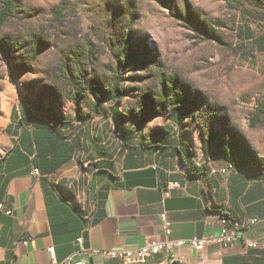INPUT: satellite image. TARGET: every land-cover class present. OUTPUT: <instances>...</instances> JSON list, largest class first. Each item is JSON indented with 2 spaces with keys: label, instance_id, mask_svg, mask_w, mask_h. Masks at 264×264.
Here are the masks:
<instances>
[{
  "label": "rangeland",
  "instance_id": "1",
  "mask_svg": "<svg viewBox=\"0 0 264 264\" xmlns=\"http://www.w3.org/2000/svg\"><path fill=\"white\" fill-rule=\"evenodd\" d=\"M246 29L264 33V0H18L0 31L8 50L0 52V158L11 145L6 125L17 122L11 113L25 95L56 107L67 135L80 141L77 154L95 130L98 151L111 152L118 167L156 128L176 127L203 153L213 132L257 151L264 141V53ZM174 77L189 88L199 123L184 118L178 126L166 110L143 127L128 119L147 97L169 108L162 82ZM103 89L116 98L98 113Z\"/></svg>",
  "mask_w": 264,
  "mask_h": 264
},
{
  "label": "crops",
  "instance_id": "2",
  "mask_svg": "<svg viewBox=\"0 0 264 264\" xmlns=\"http://www.w3.org/2000/svg\"><path fill=\"white\" fill-rule=\"evenodd\" d=\"M22 108L31 112L27 104ZM17 114V122L6 125L11 145L0 158V264H45L51 247L60 261L74 255L88 264H132L109 259L102 250L134 249L153 238L217 235L222 219L241 221L232 245H184L138 264H226L231 257L228 264H264V249L249 245L264 242V141L254 154L205 155L178 130L166 142L141 137L118 167L111 152L98 151L102 142L93 130L83 137L88 149L77 154L76 148L69 161L44 174L35 171L34 153L19 144ZM20 153L26 156L9 161ZM164 211L170 235L163 230Z\"/></svg>",
  "mask_w": 264,
  "mask_h": 264
},
{
  "label": "trees",
  "instance_id": "3",
  "mask_svg": "<svg viewBox=\"0 0 264 264\" xmlns=\"http://www.w3.org/2000/svg\"><path fill=\"white\" fill-rule=\"evenodd\" d=\"M226 1L230 4L232 3V0ZM17 2L18 0H2L0 9V31L7 20L15 14ZM178 15L183 18H189L188 13L187 15L178 13ZM194 22V25L200 28L207 36L211 35L208 26L205 25L204 22L202 23L199 19H196ZM243 34L254 38L258 51H264V35L254 37L252 32L248 29L244 30ZM7 51L5 44L0 40V52L5 55ZM127 51L128 50L124 48V52L127 53ZM133 53V51H129L128 54L131 56ZM179 83L177 77L168 80V82H162L163 87L161 95L165 100H167V98L169 99V101H165L169 104V108H167L164 103L160 105H151L149 104V97H147L145 103L140 106L137 112L128 115V119L135 121L138 127H143L148 120L161 115L166 110L168 116L178 122V126L182 125L184 118H190L192 121L196 122V124L199 123L198 115L195 110L196 104L193 105L188 95L189 88L186 87L184 83L182 85H179ZM114 98H116V95L112 90L107 92L103 89L100 102L96 107L97 112L99 113L101 111L100 107L103 105L104 100ZM184 102L190 105V108L188 107L186 110L180 108V104ZM22 103L28 105L31 110L30 113L24 112ZM20 104L21 116L19 117V123L21 124L22 130L19 134V144L28 154L34 153L32 163L39 171L44 174L56 171L62 164L66 163L74 156L76 147L80 144L79 139L76 138L73 140L71 136L67 135L64 126L68 124V121L57 111L55 106L37 104L30 99L29 95H25ZM12 117H18L15 108ZM121 117L124 118L123 115H121ZM115 118L117 117L115 116ZM119 122L120 120L118 119V123ZM183 133L186 134L185 132ZM175 134L176 131L170 127L156 128L151 131V136L163 138L164 142ZM131 150L129 152H132ZM207 152L205 155L221 152L227 155H233L234 157H240V154H244L245 152H252L254 154L256 150L246 144L241 138L233 137L230 139L222 133L213 132L208 136ZM25 156L26 153H20L18 156L10 158L9 161L21 160ZM221 213L231 217L225 211H221ZM235 258L236 257H231L226 259V264ZM173 264L185 263L175 260Z\"/></svg>",
  "mask_w": 264,
  "mask_h": 264
},
{
  "label": "built area",
  "instance_id": "4",
  "mask_svg": "<svg viewBox=\"0 0 264 264\" xmlns=\"http://www.w3.org/2000/svg\"><path fill=\"white\" fill-rule=\"evenodd\" d=\"M35 171L39 172V169L36 168ZM4 209H5L4 204L0 202V211ZM7 212L10 213L11 210H7ZM161 220L165 234L170 235L172 232L171 222L168 218L166 211L161 213ZM240 222L241 221L236 219H233V222H226L225 220L222 219L221 221L222 228L217 235H211L201 238L192 237L190 239H178V240H174L168 237L165 239L153 238L150 239L145 245L138 248L103 249L102 253L104 254V256L112 260H127L132 264H138L141 262H145L149 257L160 253H165L169 255L177 247H181L184 245H189L194 248L203 247L208 242H216L222 245H232L238 239L237 229L240 228ZM254 223H256L255 218H254ZM79 240L83 241V238H80ZM249 245L253 248L264 249V242L250 241ZM50 250H51V261L45 264H65V263L88 264L87 261L83 259L74 258L73 257L74 255H70L69 257H67L65 261H60L56 256L54 247H51ZM95 252H97V250H91V253H95ZM170 264H173V261H171Z\"/></svg>",
  "mask_w": 264,
  "mask_h": 264
},
{
  "label": "bare ground",
  "instance_id": "5",
  "mask_svg": "<svg viewBox=\"0 0 264 264\" xmlns=\"http://www.w3.org/2000/svg\"><path fill=\"white\" fill-rule=\"evenodd\" d=\"M252 223H254V219L252 220Z\"/></svg>",
  "mask_w": 264,
  "mask_h": 264
}]
</instances>
